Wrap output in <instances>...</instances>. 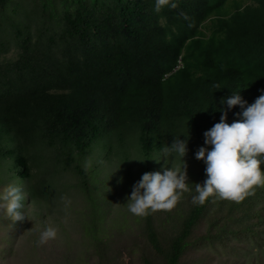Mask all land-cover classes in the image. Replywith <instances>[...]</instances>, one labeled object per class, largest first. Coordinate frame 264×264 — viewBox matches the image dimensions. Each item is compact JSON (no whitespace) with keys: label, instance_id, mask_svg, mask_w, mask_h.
<instances>
[{"label":"trees","instance_id":"16d2710c","mask_svg":"<svg viewBox=\"0 0 264 264\" xmlns=\"http://www.w3.org/2000/svg\"><path fill=\"white\" fill-rule=\"evenodd\" d=\"M248 1L176 0V9L156 12L155 0H0V55L15 46V58L0 62V189L19 185L28 217L13 223L0 209V226L14 234L0 237V264L36 256L42 263L61 241L68 249L69 238L37 242L61 221L51 217L55 208L104 205L108 176L95 171L101 165H86L84 154L107 135L121 144L133 140L138 158L146 159L139 161L142 174L171 157L162 149L175 137H188L186 156L173 162L186 166L190 191L171 210L138 217L142 238L132 246L140 264L193 263L188 253L203 247L230 253L218 254L219 264L237 263L239 241L241 248L258 245L246 252L252 264H264V186L239 203L216 197L192 203L195 184L206 179L195 153L211 148L204 132L219 122L222 99L240 92L251 104L264 89V0ZM179 56L183 65L175 70ZM241 111L228 109V122ZM64 177L74 190L65 199ZM91 221L95 228L86 233L94 237L98 264H119L123 252L120 260L110 256L109 238H97ZM22 230L27 238L18 236ZM66 258L67 251L56 260L67 264Z\"/></svg>","mask_w":264,"mask_h":264},{"label":"clouds","instance_id":"9594fccd","mask_svg":"<svg viewBox=\"0 0 264 264\" xmlns=\"http://www.w3.org/2000/svg\"><path fill=\"white\" fill-rule=\"evenodd\" d=\"M251 2L249 0L247 4ZM164 6L176 9L178 4L176 0H155L156 12ZM180 15L186 21L190 19L186 13ZM182 65V57L179 56L175 70ZM221 103L226 105V109L222 110L219 122L204 132L205 145L211 148L201 146L195 153L196 158L203 160L206 165V179L203 183L195 184V195L192 196L194 205H203L210 197L239 203L252 195L254 186H264V89L251 104L242 98L240 92H232ZM237 105L242 109L236 113L240 118L229 123L227 110ZM184 137H175L168 148L162 149L163 156L167 158L171 153L184 159L188 151V137ZM148 159L157 162L164 160ZM189 191L186 166L183 169L164 166L162 171L142 174L133 185L126 204L132 215L143 217L158 210H171L179 197ZM26 200L27 195L17 184L9 183L0 189V209L13 223L22 224L28 219L25 213ZM57 236L58 228L49 225L41 232L37 243L46 244L57 239Z\"/></svg>","mask_w":264,"mask_h":264},{"label":"rangeland","instance_id":"374dc122","mask_svg":"<svg viewBox=\"0 0 264 264\" xmlns=\"http://www.w3.org/2000/svg\"><path fill=\"white\" fill-rule=\"evenodd\" d=\"M13 1L16 3L20 0ZM14 48L15 46H12V50H10L9 53L0 55V62L13 60L15 58ZM170 155L171 157L166 162L163 161L164 163L158 167L157 171H162L164 166H173L179 169L184 168L182 165L174 166L176 162L173 161L178 159L179 156ZM133 158H138V155L132 139L121 144L117 136L113 137L107 135L94 142L91 148L84 154V163L86 165H92L93 167L101 165V167L96 168L97 170L95 171H100L101 174L104 173L105 177L108 176V178L104 179L107 182L108 188L103 194L100 192L104 196V205H101L100 208H93L88 205L83 206L82 203L80 205L72 203L63 207L60 206V208H55L51 217L55 218L57 215H60L61 218V221H56L55 219L56 222H54L58 224L55 226L58 228L57 238H69L70 244L69 242L67 243L69 246H67L68 249L64 248L66 245L64 241H61L51 253L45 251L43 257L48 258L42 259V263H39L37 260L41 258L36 256V258L34 257L32 260L25 259L20 262L15 260L12 261L11 264H58L56 259L60 260L66 251L67 264H98L99 255L95 253V240L91 239L94 237L86 233L88 227L90 228L94 225L95 228V224L92 223L91 219L96 223L97 238H102L103 240L109 238V248L107 251L110 256H118L117 260H120L121 255L119 254L123 252V261H118L119 264H140L138 260L139 250L134 249L132 246L133 238H142L140 226L138 225L140 217L138 218V216L132 215L128 211L126 204L127 197L133 190V185L142 174V167L139 164V160H134ZM189 161L191 162V160ZM152 167L154 168V165ZM40 176H44V173L41 172ZM60 183L64 199L70 197L74 192L70 187L71 180L64 177L60 180ZM104 185L106 187L105 183ZM115 186L116 188L114 189L113 187ZM5 232L10 233L14 237V234L9 228L6 229L4 225L0 226V237ZM18 236L20 238H27L24 230H22L21 234ZM231 243H236V240H233ZM241 244L242 242L239 241L234 250V253H238L241 259H239L237 263L227 261V264H252V259L249 260L251 253L246 252V249H250L254 252L259 248L258 245L250 242L248 246L241 248ZM217 248L203 247L190 251L188 256L191 257L193 255V263H190L219 264L217 260L218 254L226 258L230 253H226L222 250V252L225 253L224 255L221 253V248ZM69 251L70 253H68ZM21 255L24 256V253ZM206 256H208V258L204 262V257ZM76 258L79 260L81 259V262L79 261L76 263ZM194 259H197V261H194ZM190 263L188 262V264ZM60 264H64V261H61Z\"/></svg>","mask_w":264,"mask_h":264}]
</instances>
